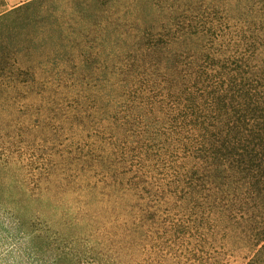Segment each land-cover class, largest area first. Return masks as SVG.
Masks as SVG:
<instances>
[{"label":"trees","instance_id":"16d2710c","mask_svg":"<svg viewBox=\"0 0 264 264\" xmlns=\"http://www.w3.org/2000/svg\"><path fill=\"white\" fill-rule=\"evenodd\" d=\"M264 264V0H0V264Z\"/></svg>","mask_w":264,"mask_h":264},{"label":"rangeland","instance_id":"374dc122","mask_svg":"<svg viewBox=\"0 0 264 264\" xmlns=\"http://www.w3.org/2000/svg\"><path fill=\"white\" fill-rule=\"evenodd\" d=\"M26 0H4V8H11ZM229 242V241H228ZM229 255L227 264H244L247 256L250 254V248L248 247H235L232 242H229Z\"/></svg>","mask_w":264,"mask_h":264}]
</instances>
